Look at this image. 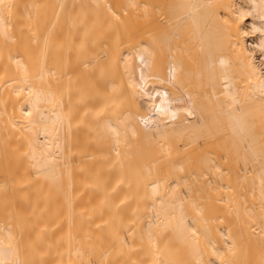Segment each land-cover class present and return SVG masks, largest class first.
<instances>
[{"label": "bare ground", "instance_id": "obj_1", "mask_svg": "<svg viewBox=\"0 0 264 264\" xmlns=\"http://www.w3.org/2000/svg\"><path fill=\"white\" fill-rule=\"evenodd\" d=\"M0 264H264V0H0Z\"/></svg>", "mask_w": 264, "mask_h": 264}]
</instances>
